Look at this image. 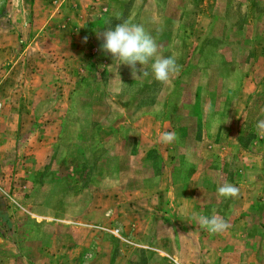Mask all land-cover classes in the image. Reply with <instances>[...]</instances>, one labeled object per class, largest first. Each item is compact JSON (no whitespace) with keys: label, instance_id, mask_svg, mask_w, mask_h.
<instances>
[{"label":"rangeland","instance_id":"374dc122","mask_svg":"<svg viewBox=\"0 0 264 264\" xmlns=\"http://www.w3.org/2000/svg\"><path fill=\"white\" fill-rule=\"evenodd\" d=\"M167 1L0 0V264H264V0H224V22L215 19L208 36L250 76L240 144L248 147L251 130L259 135L254 191L262 202L247 217L246 238L211 236L214 253L209 241L178 236L176 222L149 220L142 235L94 206L107 191L110 156L126 148L100 33ZM182 21L192 22L191 13ZM158 226H174L173 234Z\"/></svg>","mask_w":264,"mask_h":264},{"label":"crops","instance_id":"0c3cea01","mask_svg":"<svg viewBox=\"0 0 264 264\" xmlns=\"http://www.w3.org/2000/svg\"><path fill=\"white\" fill-rule=\"evenodd\" d=\"M225 7L224 0H168L167 9L137 15L135 24L143 25L156 40L159 54H178L182 70L170 84L155 81L150 65L145 66L148 77L134 79L130 67L118 66L110 54L100 50V58L106 57L107 87L117 94L112 106L125 113L117 126L124 128L120 140L126 148L110 156L109 181L103 185L107 191L93 200L98 212L109 207L115 225L125 221L143 235L149 220L164 225L176 222L178 236L209 241L206 250L214 253L218 247L212 245L211 236L221 237V241L245 239L247 217L262 202L254 191L260 174L258 163H262L258 159L264 156L255 149L259 135L251 130L254 136L248 147L240 144V125L246 121L245 112H241L249 110L250 104L247 99L251 91L246 88L250 76L230 66L229 54L218 52L208 37L215 19L224 22ZM187 13L193 18L189 24L182 21ZM165 131H175L178 140L170 145L160 143ZM242 158H249L254 167L243 164ZM133 181L140 185L129 188L127 183ZM226 183L238 188V196L218 195V188ZM136 206L141 208L138 213ZM213 210L229 224L226 233L210 234L197 222V214L211 216ZM88 218V211H84L79 219L86 222ZM137 223L140 228L135 227ZM171 227L158 229L173 234ZM243 248L227 252L239 254Z\"/></svg>","mask_w":264,"mask_h":264},{"label":"clouds","instance_id":"9594fccd","mask_svg":"<svg viewBox=\"0 0 264 264\" xmlns=\"http://www.w3.org/2000/svg\"><path fill=\"white\" fill-rule=\"evenodd\" d=\"M22 3V0H21ZM26 15V10H25ZM103 39L102 49L110 54L114 61L124 64L132 69V75L136 77L143 75L152 78L161 84H170L173 77L179 76L182 68L177 63L178 54L162 56L159 54V46L156 40L145 30L143 25L132 23L131 20H124L115 25L114 28L103 30L100 33ZM87 40V37L84 38ZM137 65L141 68L138 70ZM150 65V73L145 66ZM137 71L140 72L137 75ZM211 111V105H209ZM257 128H264V121L257 124ZM175 131L161 133L159 142L162 144H173L178 140ZM239 190L232 184H224L218 188V195L225 198L238 196ZM197 222L210 234H224L228 231L229 224L219 218L215 211L211 216L197 214Z\"/></svg>","mask_w":264,"mask_h":264}]
</instances>
